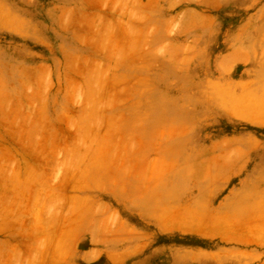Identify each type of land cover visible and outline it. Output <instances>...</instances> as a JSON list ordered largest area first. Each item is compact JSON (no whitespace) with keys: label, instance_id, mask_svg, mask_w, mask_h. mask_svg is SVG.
I'll use <instances>...</instances> for the list:
<instances>
[{"label":"rangeland","instance_id":"obj_1","mask_svg":"<svg viewBox=\"0 0 264 264\" xmlns=\"http://www.w3.org/2000/svg\"><path fill=\"white\" fill-rule=\"evenodd\" d=\"M1 2L0 264H264V0Z\"/></svg>","mask_w":264,"mask_h":264},{"label":"crops","instance_id":"obj_2","mask_svg":"<svg viewBox=\"0 0 264 264\" xmlns=\"http://www.w3.org/2000/svg\"><path fill=\"white\" fill-rule=\"evenodd\" d=\"M0 4H2L1 0H0ZM259 50L260 51H264V40L260 39L259 40ZM233 52L227 59V61L229 60H235L238 59L239 56H243V52L241 50H232L229 53ZM227 53V54H229ZM226 54V55H227ZM239 154H241V158L239 159V166L242 167V164H246L248 166V173L247 176H249V178H251L252 176L254 177L257 174V171L259 172V169H262L261 167L264 166V152L262 151H253L250 152L247 149L244 148H239ZM259 154L263 157H259ZM247 160H250V163L247 162ZM255 178V177H254ZM254 208L258 209V207L256 206V203H254Z\"/></svg>","mask_w":264,"mask_h":264}]
</instances>
